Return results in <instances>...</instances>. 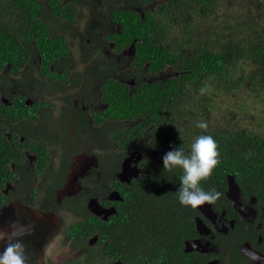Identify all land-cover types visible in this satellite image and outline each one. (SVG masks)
Listing matches in <instances>:
<instances>
[{"label":"flooded vegetation","instance_id":"1","mask_svg":"<svg viewBox=\"0 0 264 264\" xmlns=\"http://www.w3.org/2000/svg\"><path fill=\"white\" fill-rule=\"evenodd\" d=\"M158 2L41 0L53 47L22 36L0 60V229H32L34 264H264V164L260 182L227 177L215 204L183 206L147 190L163 137L110 110L115 94L178 76L139 67L138 39L125 44L121 18Z\"/></svg>","mask_w":264,"mask_h":264},{"label":"trees","instance_id":"2","mask_svg":"<svg viewBox=\"0 0 264 264\" xmlns=\"http://www.w3.org/2000/svg\"><path fill=\"white\" fill-rule=\"evenodd\" d=\"M158 1L155 13L149 12L145 20L136 13L121 18L125 44L138 39L139 67L150 61L154 70L172 67L178 76L144 82L132 95L117 93L110 110L116 119H141L145 126H154L156 137H163L154 145L160 143L166 153L179 146L187 153L198 135H211L219 145L222 162L203 183L205 190L214 188L223 194L231 175L240 184L260 182L264 122L258 123L263 129L258 133L257 128H236L234 116L239 111L247 114L246 96L248 100H264V0ZM45 12L41 0H0L1 66L16 58L19 37L36 41L42 50L53 47ZM202 87L207 88L203 95ZM219 95L233 99L235 105L229 108L228 121L211 124ZM198 121L208 123L207 132L196 127ZM150 174L146 184L153 195H177L180 170L168 172L162 164ZM151 181L164 188L158 190ZM172 219L174 223L179 220L176 216ZM123 222H131L129 212ZM139 233L143 238L142 231Z\"/></svg>","mask_w":264,"mask_h":264},{"label":"clouds","instance_id":"3","mask_svg":"<svg viewBox=\"0 0 264 264\" xmlns=\"http://www.w3.org/2000/svg\"><path fill=\"white\" fill-rule=\"evenodd\" d=\"M207 91L200 89L201 95ZM196 127L207 132L206 121L196 122ZM164 170L172 172L180 170V188L177 196L181 205L196 209L204 204H215L221 193L216 189L205 190L203 183L214 175L215 169L222 162L219 145L211 135H198L190 145V151L185 152L182 146L175 147L163 156ZM11 232L0 229V264H34L28 253L22 237L30 235L32 229L28 226H12ZM254 258V257H253Z\"/></svg>","mask_w":264,"mask_h":264},{"label":"rangeland","instance_id":"4","mask_svg":"<svg viewBox=\"0 0 264 264\" xmlns=\"http://www.w3.org/2000/svg\"><path fill=\"white\" fill-rule=\"evenodd\" d=\"M47 10L48 5L45 4ZM216 105L217 107L212 111L211 115V124H223L229 119V108L235 105V101L231 98L223 97L221 95L217 96ZM246 100L248 101L249 110L247 111V115L245 112H238L236 116H234V126L236 128H257L258 133L261 131L263 133V129L258 126V123L264 122V100H248L246 96ZM220 105L222 111L220 110ZM163 158V157H162Z\"/></svg>","mask_w":264,"mask_h":264},{"label":"water","instance_id":"5","mask_svg":"<svg viewBox=\"0 0 264 264\" xmlns=\"http://www.w3.org/2000/svg\"><path fill=\"white\" fill-rule=\"evenodd\" d=\"M227 177L229 178V182L231 183V185H230V186H231V188H233V187H235V186L237 187V185H236L237 183H236V184H235V183H233V181L235 182V180H234L233 176H227ZM231 179H233V181H231ZM231 188H230V189H231ZM229 195H230V193H229Z\"/></svg>","mask_w":264,"mask_h":264}]
</instances>
